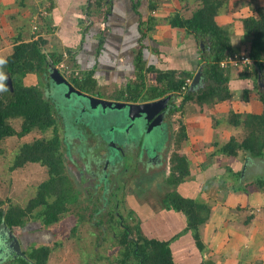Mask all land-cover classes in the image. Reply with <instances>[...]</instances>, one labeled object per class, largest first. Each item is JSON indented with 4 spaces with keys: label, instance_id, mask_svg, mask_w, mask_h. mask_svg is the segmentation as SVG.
I'll return each instance as SVG.
<instances>
[{
    "label": "trees",
    "instance_id": "obj_1",
    "mask_svg": "<svg viewBox=\"0 0 264 264\" xmlns=\"http://www.w3.org/2000/svg\"><path fill=\"white\" fill-rule=\"evenodd\" d=\"M156 1L150 0V13L156 8ZM193 1H195L196 8L189 17L173 13L165 20L170 27L182 29L194 38L199 56L198 69L201 72L204 87L189 91L190 84L186 85L185 81L189 79L191 82L193 75L190 72L160 71L152 66H145L140 43L135 54L134 79L119 91L118 99L127 103H141L170 96L167 111L169 115L182 111L188 103L211 108L218 103L229 102L233 96L229 87L230 80L247 81L253 86V91L251 92L248 88L243 89L242 99L248 101L254 97L263 108L258 113L235 112L229 109L226 123L233 128L241 127L244 130V138L238 142L231 137L214 152L216 155L222 154L227 157H236L241 152L248 158L247 166L262 165L264 162V6L253 5L250 8L251 15L237 19L246 40H243L240 45H235L231 38L234 34L232 25L221 26L215 21L216 16L226 6V0ZM38 18L44 21V17L38 16ZM155 21V18L150 15L145 22V28L147 27L148 31L151 30V25L153 26ZM34 33L32 32L33 35ZM142 34L144 37V33ZM32 38L28 41L12 40V52L4 59L6 63L0 65V72L5 76L2 82L4 90L0 91V142L7 137L21 138L34 130L45 132L52 128L54 133L50 140L37 139L31 143H23L10 167L14 170L27 163H36L46 168L48 177L37 186L36 194L24 206L11 202L7 204L0 199V241L8 238L10 233L19 239L20 245L24 242L23 234L27 235L28 231L31 232L30 235L43 230L51 234L50 226L53 223L65 220L70 215L75 219L80 216V213L75 215L74 210L77 207L75 203L78 200V194L73 190L65 171L64 153L66 149L65 152L61 151V142L57 135V119L60 122L61 118L39 85L35 83L27 85L23 80L28 75H34L36 79L37 77L46 78L48 70L56 69V66L63 61V54L56 51H45L44 46L47 41L42 36ZM66 54L69 60L68 65H73L72 54L70 51H66ZM227 57H243L248 60V63L234 69L230 66L221 67L220 62ZM76 70L77 75L68 77V81L74 88L81 93L100 97L97 93L93 70L83 73ZM150 73L154 74V84L146 82L147 75ZM8 79L11 87L8 86ZM49 86L48 81L46 82L47 92H49ZM176 98H180L178 104L175 103ZM14 119L20 120L18 131L10 124V121ZM186 138L185 128L181 125L176 133V148ZM85 140L87 143L90 141L88 136ZM90 145L92 146L93 143L88 146ZM1 152L0 148V155ZM169 160L170 175L166 182L170 187H177L189 175V161L177 151L170 155ZM226 169L230 176L239 180L240 171L232 172L229 167ZM254 182L257 187L264 188V177L261 176ZM110 197V195L106 196L105 200V203L113 206L106 213L108 227L113 235L117 228L120 233L117 236V244L114 245L117 251L103 258L106 264H179L173 259L169 246L171 239L179 235L168 240L149 238L142 234L140 222L135 221V218L132 226L124 225L122 222L124 219L119 216L117 205ZM163 202L165 203L163 208L178 212L184 217L185 227L180 234L189 232L195 247L201 253L204 250L201 227L209 219L210 206L197 198L184 197L176 189L167 192ZM94 206H96L95 203H92L91 212H84L93 222V215L100 210ZM129 213L132 214L133 211L130 210ZM114 222L115 226L112 225ZM27 223H29L28 231L25 228ZM100 223V221L94 222L98 227L101 226ZM75 226L70 229L71 232ZM50 243L31 242L25 248L23 245L21 254H10L3 259L1 264H47L50 254L58 244ZM201 264H212V262L202 260Z\"/></svg>",
    "mask_w": 264,
    "mask_h": 264
},
{
    "label": "crops",
    "instance_id": "obj_2",
    "mask_svg": "<svg viewBox=\"0 0 264 264\" xmlns=\"http://www.w3.org/2000/svg\"><path fill=\"white\" fill-rule=\"evenodd\" d=\"M35 2L0 0V28L9 26L14 35L12 40L28 41L34 36L35 38L42 36L47 41L44 46L47 52L70 51L74 68L82 73L93 70L97 93L105 94L107 100L122 101L118 99V93L134 79V60L140 43L145 66H152L160 71H187L192 74L198 70L199 56L194 38L182 29L170 27L165 20L173 13L189 17L196 8L193 0H157L152 13L149 11L150 0H40L41 7ZM253 5L264 6V0H226V7L216 16L215 21L224 26L234 19L245 18L251 15L250 8ZM37 15L44 17V21L40 18L39 21L43 25L33 35L30 22L38 19ZM150 15L156 21L148 31L145 22ZM235 23V34L243 36L239 22ZM185 41L188 43L185 44ZM23 80L26 84L28 82L34 84L32 81H35V76L28 75ZM146 82L154 84V74H148ZM233 83L236 85L233 90L230 88L233 96H237L238 93L241 95L245 88L249 89V83L233 79L230 80L229 87H233ZM244 106L239 108L237 103L230 100L207 108L208 112L193 111L186 115V137L194 148L198 146L203 148L202 154L199 152L200 156L186 155L189 161L190 181H184L177 187H170L164 182L170 175L169 159L172 152L165 162L160 152L157 165L148 166V172L145 173L146 177L153 176L154 172L163 168L160 179L155 181L156 183L159 180V190L163 187L169 190L176 189L180 195L197 198L210 206L209 219L201 227V240L204 244L201 253L195 247L189 232L180 234L185 227V219L180 213L176 220L177 215L173 210H166L162 206L156 208L151 203L140 204L136 196L142 198L144 195L142 191L134 190L129 198L131 205H136L131 210L141 215L139 222L144 236L168 240L178 233L179 236L171 239L169 246L173 259L179 264H201L202 260L211 261L212 264H264V188L257 187L254 182L264 175L258 173L247 179L249 177L247 170L252 167L257 171L261 165L247 166L248 158L241 152L236 157L212 155L213 146L217 142L214 140L211 142L213 131L211 117L218 118L214 132L218 142L224 144L227 142L224 140L226 138L224 130L231 127L224 124L227 114L216 112L220 110L227 112L229 108L235 112H251L249 105ZM254 108L260 112L263 106L258 102ZM183 111L185 113V108ZM166 123L165 115L162 124L167 125L165 143L166 147H169L172 135ZM173 148L176 149V143ZM204 148L208 150L205 152ZM174 152L176 153V150ZM199 157L201 159L198 161L199 167L193 171L191 165H194ZM198 164L196 163L197 166ZM240 164L246 166L241 175L244 180H237L239 185L235 186L238 190H230L228 188L230 185L226 182L230 175L226 168L241 173L242 170L237 168ZM152 179L142 185L143 187H137L150 189L155 184ZM169 229H172V232L169 233ZM24 236L28 239L30 234ZM36 236L39 241L37 243H49L54 239L53 234H48L45 230L38 232Z\"/></svg>",
    "mask_w": 264,
    "mask_h": 264
},
{
    "label": "rangeland",
    "instance_id": "obj_3",
    "mask_svg": "<svg viewBox=\"0 0 264 264\" xmlns=\"http://www.w3.org/2000/svg\"><path fill=\"white\" fill-rule=\"evenodd\" d=\"M35 1L37 3H39V5H38L35 2L38 6L41 7L40 0H35ZM44 6H46V4ZM250 12L252 13L251 10H250ZM34 16H36V14ZM39 20H40L39 18L36 20L33 19V21H32L33 23L30 22L31 32H33V26L34 25L37 27V29L41 28V26L43 24H41ZM236 21H238V20L234 19V21L230 23L232 25L231 28L233 30L236 29V28H234ZM224 26H227V24ZM4 28H6V30H4ZM172 35H174V34H172ZM13 37H14V35L10 31L9 26L8 27L2 26L0 28V59L4 60L7 55L11 54ZM231 38H232L233 44H235V45H240V42L242 43L243 40L244 41L246 40V37H243V36L240 37L238 34H235V30H234V34L232 35ZM184 43L187 44L188 42L185 41ZM62 54H63V63L65 65H68L69 60H68L66 52H64ZM68 66H70V64ZM192 75L194 76L195 73ZM193 76H192V78H193ZM39 79H41V80H39ZM44 79H47V78L43 77V79H42L41 77L40 78L37 77V79H36V76H35V81H32V82H34L36 85H39V87L41 88L43 93H46V95L49 98V101L52 103L55 111L57 112L58 116L61 118L60 122L57 119V121H58L56 124L57 125V135H58L59 141L61 142V151L65 152V149H66V152L64 153L66 174L68 176V179L71 181V185H72L73 190L78 194V200L75 203V205L77 207L74 208L75 215L80 213V216H78L76 219L74 216L70 215V216H67L65 218V220H60L57 223H53L50 226L52 233L54 234L53 235L54 239L52 240L54 242L53 243L51 241L50 242L52 243V245L54 243H58V244H57V246H55L54 251L51 253V256H50L47 264H96V261L98 260L99 257H101V258H100V260H98V264H106L105 260L103 258H105L107 256H111L112 254H114L117 251V248H115L114 245L117 244V240H118L117 236H118V233H120V231L117 230L118 229L117 228V229H115L116 233L113 235L112 230L108 227L109 223L107 222L106 213L108 212V210H111L113 208V206L110 203H105L106 196L103 192H107L108 190L102 191V189L101 190L100 189H93V187L97 188L99 185H101V183H99L98 181L97 182L96 181H90L89 180L90 178L88 179V177L85 178L80 183L75 181L73 179L71 169L68 166H71V165L73 166V164H72V162H73V163H75V166L80 167V161H82L86 165L92 166L93 161L98 160V158L99 159H101L103 157L107 158V154L109 153V150H104L100 154L98 152L93 154L92 148L89 147L88 145L95 143V145L97 144V148H98L101 141H102L101 140L102 138H104V140H105V138H108V139L110 138L111 134H113V131H112L113 128L122 129V130H116L117 133L126 134V132H128L129 129H126V130H124V129L127 126H125V125L120 126V121H122V120L124 121L123 118L125 117V114L113 110L112 112H107L104 116L96 115L94 118L89 119L88 122L86 120L83 122L79 119L80 118L79 114L81 112H78V111L80 110V108L77 107V108H74L75 110H73V107H74L73 105L77 103L78 98L75 97L74 95H71L69 98L65 97L63 95V89L62 88H56L55 85L54 86L50 85L49 86V92H47L46 82L48 83V81L47 80L45 81ZM66 79L68 80V78H66ZM233 81H237V80H233ZM241 82L242 83L245 82L246 84H248L247 81H241ZM30 83L28 82L27 85ZM242 83H241V85H242ZM248 86H249V89H251L250 91L252 92L253 86L250 83L248 84ZM198 87H204V84L201 83L200 85H198ZM234 87H236V85H234V83H233V87L231 86L230 88L233 90ZM194 89H196V88H194ZM100 97L103 99H107V96H105V94H101ZM232 98L233 99H231V101H233V103H235V104L237 103L239 108H241L244 105H249L250 109H251V113L258 112V110H256V108H254L255 105L256 106L258 105V101L254 97L249 99L248 101H245L244 99H242V96L240 95V93H238L237 96L234 95V96H232ZM82 100H83V102L87 101L84 98H82ZM179 102H180V100L176 99V104H178ZM184 108H185V113L183 111ZM184 108L182 111H177V112H173V113L169 114L168 115L169 117L166 120V122H167L166 124H168L169 129H170V134L172 135V137H170L171 141L169 142L170 143L169 147H166V143H165V141L167 139V134H168V129H166L167 125L166 126L163 125L162 128H159L158 130H155L152 133V137L150 140H148L146 138V135H143L144 142H143V144H141L140 143L141 137L138 138V136H137V141L134 140L133 142L128 143V145L126 146L125 149L127 151L131 150L132 153L136 156L138 154L137 147L140 146V149H142V150H144V152H146L145 150L151 148V146L152 147L156 146V148H158V149H154L153 153H155V155L158 157L160 155V152H161V154H162L161 156H162L164 162L167 159V156H169V153H171V152L173 153L175 150L177 151L178 154L183 155V156L185 155V157H186V155L187 156L191 155L193 157H194V155L200 156L202 154V152H201V149H203V148H201L202 146H198L197 148H194L193 147L194 145H192V143H190V141L188 140L189 139L188 137L183 142H181L182 144L180 143V146H178V148H176V149L173 148L174 143H176L175 138H176V133L178 132V129L180 128L181 125H183L185 128V126L187 124L186 115L192 113L193 111H207L208 112L207 107H199L195 103H188L184 106ZM227 108H229V107H227ZM219 112L227 114L226 110H220L216 113H219ZM82 118H83V116H82ZM217 119H218L217 117H211L212 128H213L212 130L213 131L211 132L212 138L211 137L210 138L212 139L211 142H213V140H214V142H217L216 143L217 145L214 144V146H213L214 151L218 150V148L223 145V143L220 144V142H218V137L216 136V133L214 132V127L217 124ZM10 124L14 127V129L16 131H18L20 129V120H18V119L11 120ZM224 124L225 125L227 124L228 126H230L228 123H226V119H225ZM231 128L226 127V129L224 130L223 134L226 136V138L224 140L228 141L231 137H233L238 142H240L244 138V130L241 127L240 128L231 127ZM172 129H173V131H172ZM135 132L138 133L136 130H135ZM53 136H54V133H53V130L51 128V129L46 130L45 132H40V131L34 130V131L30 132L29 134L21 137V138H17L15 136L7 137L0 142V148L2 151L1 155H0V199L1 200L5 201L7 204L9 202H11L13 204H18L20 206H24L28 202V200L31 199L36 194L37 186L40 183H42L44 180H46L48 177L46 168L39 165V164H36V163L35 164L34 163H31V164L27 163L24 166H22L20 168H16L14 170H11L10 167L12 165L15 154L18 152L19 147L23 143H31L37 139L50 140L53 138ZM87 136L90 139L89 143H87L85 140V138ZM126 139L132 140L131 133H128V135H126ZM148 141L151 142V144L146 145ZM106 142H107V140H106ZM225 143L226 142H224V144ZM107 144L112 145L110 143H107ZM77 145L79 147H77ZM171 145H173V146L171 147ZM185 145H189V147H186ZM184 146L186 148H188V150ZM63 147H64V149H63ZM76 147H77V150H75ZM207 147H209V146H207ZM120 149H122V148H120ZM207 150L208 149L204 148L203 151L206 152ZM214 151L212 152V155H213V153L215 154ZM199 152L201 154H199ZM74 154L76 155V157L74 156ZM149 154L150 153H147V155H149ZM93 156H96V158L98 156L99 157L97 159H94ZM135 156H134V158H136ZM73 157H74V159H73ZM114 157H115L116 161H119V163L121 162V159L117 158L116 156H114ZM144 157L145 156H142V154H140L138 159H141ZM78 158H80L79 161H77ZM200 160L201 159L199 157L198 159H196L197 162H195L194 165H191L194 169L193 171H195L199 167L198 161H200ZM130 162L131 161L129 160V162L125 163L124 166L125 165L127 166L128 164H130ZM122 163L120 165H122ZM196 163L198 164V166L196 165ZM120 165L118 166L119 168L124 167V166H120ZM201 166H204V165H201ZM243 166H244V164L243 165L240 164V166H237V168L239 170H242ZM135 168H138V167H135ZM162 169L158 170L157 172H154L153 176H149V177H146L147 174H145V172L138 173V174H136V176H133V174L131 173L133 178H131L129 180L127 187L124 186L123 190L121 187L119 192L118 193L116 192V194L111 193L114 196V202L117 205V210L119 212V216L124 219V221H122L124 225L132 226L134 218H135V221H137V220L140 221L139 219H140L141 215L138 212L133 211L134 214L133 213L128 214V212L133 207L136 206L133 204L131 205V202H129V198L135 192L134 190L142 191L144 194L143 197L140 199L138 198L140 196H136V198L138 199L137 201L140 204H143V203L150 204L151 203L153 207L161 208V206H162V208H163V206L165 204L163 202V199H165V196L167 194L166 192L167 191L169 192L170 190L166 187H163L162 189L159 190V188H158V186H159L158 181L159 180L156 182L157 184L155 183V181L158 178L160 179V175L163 172ZM190 169H191V167H190ZM247 171H248L247 175L249 176V177H247V179H249L251 176H254L258 173L260 175H262V174L264 175V162L261 165V168H259V170L256 171L251 167ZM123 175H125V174H123ZM157 176H159V177H157ZM152 177H153V179H152ZM190 177L191 176L188 175L187 177H185L184 181H188L189 179H191ZM149 179H152V182L155 183L153 187H151L148 190L145 188L141 189V188L137 187V186H142L147 182H150ZM116 180L118 181V178ZM239 180L243 181L244 178L241 176L239 178ZM105 181L103 182V185H104V187H107L108 183H107V181L106 182ZM91 182L92 183L95 182L94 185L90 186ZM118 182L120 183L122 181H118ZM125 182H127V181H125ZM125 182H123V183H125ZM164 182L167 184V182L165 180H164ZM226 182L230 185L228 187L230 190H233V189L238 190V188H236V186H235V185H237V186L239 185V183H237L236 177L229 176L226 179ZM113 183H114V181H113ZM85 185H87V186L85 187ZM217 185H214V186H217ZM172 187H176V186H172ZM137 195H140V194H137ZM206 195H208V193H206ZM113 196L110 198H113ZM92 203H95L96 206H94V207L97 208L98 210L100 208V210L97 211V213H95L93 215V219H94L95 223H97V221L101 222L100 227L96 226L97 224H94L93 221L89 220L88 214H86V213L84 214V212H87V213L91 212ZM102 207H105L107 209L102 208ZM176 215H177L176 220H178L179 213L176 212ZM82 216H83V218H82ZM182 218L184 219V217H182ZM117 219H118V217L116 218V220ZM184 222H185V220H184ZM74 225H76V226H75L74 230L71 232L70 229ZM112 225L115 226L116 223L114 222ZM28 226H29V223H27L25 225V228L27 231H28V229H27ZM177 227H178V225L176 224V228ZM171 230L172 229H169V233L172 232ZM30 233L31 232L28 231V234H30ZM36 234H37V232H36ZM36 234L30 235L28 237V239L24 238V242H22V245H20V249L23 248V245L25 248L31 242L37 243L38 240L36 238L37 237ZM177 235H178V233H177ZM113 236H115V237H113ZM21 237H22V235H21ZM17 240L19 241L18 238H17ZM1 242L11 243L12 238L8 237ZM0 254H1L0 255V264H1L3 262V259L5 257H7V254H6L5 250L3 251V253H0Z\"/></svg>",
    "mask_w": 264,
    "mask_h": 264
},
{
    "label": "water",
    "instance_id": "obj_4",
    "mask_svg": "<svg viewBox=\"0 0 264 264\" xmlns=\"http://www.w3.org/2000/svg\"><path fill=\"white\" fill-rule=\"evenodd\" d=\"M46 78L48 79L51 86H56V88H62L63 89V95L65 97H70L71 95H74L78 98V101L73 106L74 108H80L78 112H81L79 114V119L81 121H89V119L94 118L96 115L98 116H104L107 112H112L113 110L124 113L125 117L123 118L124 121H120V126H127L124 130L129 129L126 134H120L117 133L116 130H122L118 128H113V134H111L110 138H102L105 143H110L112 145H108L112 150L120 151L124 150L128 143L133 142L134 140L137 141L138 138L141 137V144L144 142L143 135H146V138L148 140L151 139L152 133L155 130H158L159 128H162V123L164 120V116L166 115L168 111V104L170 102V96H166L160 99H156L153 101L148 102H141V103H127L123 101H111L107 99H103L98 96H92L88 94L81 93L77 89L74 88V86L65 79L57 69L51 68L48 70V73L46 75ZM8 86L11 87L10 80H7ZM202 83L201 80V72L198 69L193 76L190 85H189V91H195ZM196 88V89H194ZM82 98L87 100L86 102H83ZM78 110V109H77ZM83 116V118H82ZM135 130L138 132L136 133ZM135 132V133H134ZM128 133H131L132 140H127L126 135ZM107 140V142H106ZM151 144V142H147L146 145ZM122 148V149H120ZM138 154L135 156L131 150H126V152H122V157L126 155V162L128 163L129 160L131 161V164L136 165L138 162H140L143 158L138 159L139 155L142 154V156H147L149 158H155L154 149H158L155 147H152L145 150L140 149V146L137 147ZM149 151V152H148ZM147 153H150L147 155ZM115 155L111 152L108 153L107 158L105 160H108V163H110L112 166H115L119 163V161H116ZM134 156L136 158H134ZM103 157V156H102ZM144 157V158H145ZM157 157V156H156ZM104 158V157H103ZM102 158V161H103ZM106 163V165L108 164ZM246 164V163H245ZM245 164L242 168L241 175L244 172ZM1 228V226H0ZM8 237L12 238L11 243H5L0 241V253H3L5 250L7 256L10 254H21L20 249V243L17 240V238L12 235L8 234Z\"/></svg>",
    "mask_w": 264,
    "mask_h": 264
},
{
    "label": "flooded vegetation",
    "instance_id": "obj_5",
    "mask_svg": "<svg viewBox=\"0 0 264 264\" xmlns=\"http://www.w3.org/2000/svg\"><path fill=\"white\" fill-rule=\"evenodd\" d=\"M167 114H166V120L169 117ZM77 147H79V146L77 145ZM77 147L75 150H77ZM89 147L92 148L93 154L97 153V152L100 154L104 150H109V152L113 153L117 158L121 159V162L119 164H116L115 166H112L110 163H108V160H105L106 159L105 157L103 158V161H102V158L101 159L98 158L99 156L97 157L98 160L93 161L92 166L86 165L85 163L80 161V167H81L80 168V167L75 166V163L72 162L73 166L71 165L68 167H70V169H71L73 179L79 183L87 177H88V179L90 178L89 179L90 181H96V182L98 181L99 183H101V185H99L97 188L93 187V189H100V190L102 189V191L108 190L107 192H103V193H105L106 196L110 195L111 197L113 196L111 193L116 194V192L117 193L119 192L121 187H122V190H123L124 186L127 187L129 180L131 178H133L131 173L133 174V176H136V174H138V173L148 172V168H149L148 166H150V165L154 166L156 163H158V160L160 157V155L158 157H155L154 159L149 158V157H145L140 162H138L136 165L131 164V162H130V164H128L127 166L126 165L124 166V164L127 163L126 162V155H124V157H122V152H126L125 149L122 151L120 150V151L115 152L110 147H108V144L104 143L103 140L101 141L98 148H97V144L95 145V143L92 146L90 145ZM74 156L76 157L75 154H74ZM93 158L97 159L96 156H93ZM73 159H74V157H73ZM79 160H80V158L77 159V161H79ZM106 163H108V164L106 165ZM121 163H122V165H120ZM119 165L124 166V167L119 168L118 167ZM135 167H138V168H135ZM123 174H125V175H123ZM117 178H118V181H122V182L119 183L116 180ZM105 180L108 183L107 187H104V185H103V182ZM113 181H114V183H113ZM125 181H127V182H125ZM123 182H125V183H123ZM94 183L91 182V185L90 184L89 185L92 186V185H94ZM86 186L87 185H85V187ZM113 199H114V196H113Z\"/></svg>",
    "mask_w": 264,
    "mask_h": 264
},
{
    "label": "built area",
    "instance_id": "obj_6",
    "mask_svg": "<svg viewBox=\"0 0 264 264\" xmlns=\"http://www.w3.org/2000/svg\"><path fill=\"white\" fill-rule=\"evenodd\" d=\"M35 31H37V27L34 25L33 26V32H35ZM246 63H248V60L246 58H243V57H233V58L227 57L220 62V66L224 67V68L230 66L231 69H234V68H238L242 65H245ZM56 69L59 71V73L65 79L72 76V75H77V73H78V71L76 70V68H74V66L65 65L63 63V61L56 66ZM185 84L189 85L190 80L187 79L185 81ZM182 90L184 91V86L182 87Z\"/></svg>",
    "mask_w": 264,
    "mask_h": 264
},
{
    "label": "clouds",
    "instance_id": "obj_7",
    "mask_svg": "<svg viewBox=\"0 0 264 264\" xmlns=\"http://www.w3.org/2000/svg\"><path fill=\"white\" fill-rule=\"evenodd\" d=\"M5 63H6L5 60L0 59V65H4ZM4 79H5L4 74L2 72H0V91L4 90L3 89V83H2L4 81Z\"/></svg>",
    "mask_w": 264,
    "mask_h": 264
}]
</instances>
